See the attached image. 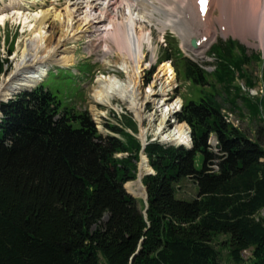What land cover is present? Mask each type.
<instances>
[{
	"label": "trees",
	"instance_id": "1",
	"mask_svg": "<svg viewBox=\"0 0 264 264\" xmlns=\"http://www.w3.org/2000/svg\"><path fill=\"white\" fill-rule=\"evenodd\" d=\"M218 46L214 77L226 94L233 88L240 95L234 84L245 78V48L232 40ZM181 63L188 80L206 85L200 64ZM242 98L259 116V103ZM0 111V264H222L218 236L226 237L232 264H264V145L228 124L212 96L176 114L191 128V149H144L155 172L143 178L147 215L144 201L125 188L138 178L143 150L127 132L138 133L132 118L106 124L112 134L103 136L88 112L62 108L43 86L1 103ZM184 179L198 189L191 201L176 197Z\"/></svg>",
	"mask_w": 264,
	"mask_h": 264
},
{
	"label": "bare ground",
	"instance_id": "2",
	"mask_svg": "<svg viewBox=\"0 0 264 264\" xmlns=\"http://www.w3.org/2000/svg\"><path fill=\"white\" fill-rule=\"evenodd\" d=\"M61 1L54 0L47 8L33 10L31 7L40 4V0H13L11 8L5 6L0 12V27L15 21L14 23L23 26L22 29H26V32L30 31L34 35L26 42L22 59L16 64L15 71L0 86V102L14 92L31 88L41 82L52 65L70 67L74 62L76 47L62 48L68 42H76L86 37L88 54H94L97 60L107 66L111 65L112 56H119L120 67L124 70L121 71L128 79L127 83H121L117 76L98 77V87L94 93L96 100L107 105L113 98L127 102L130 110L143 125L138 91L139 78L144 71L146 45L153 51V57L155 56L153 34L144 32V29L147 25L156 24L161 33H165L168 28L173 29L180 34L185 47L200 55L210 43L209 33H214L211 29L213 6H222V11L226 8L227 13L230 12L228 16L238 24L233 31L230 19L227 20L226 14L221 11L219 25L224 26L227 33L245 38L256 32L264 50V2L261 1V4L258 0H205L206 12L202 10L203 0H63L66 1V6L58 11L57 7L61 6ZM57 23L61 24L60 30L56 27ZM192 41L196 42V49L190 47ZM159 74L160 77L167 78L169 85L176 76L172 64L168 61L161 64ZM164 107L165 105L161 110V122L154 134V140L190 148L192 141L187 124L178 122L180 125L173 130L167 127V117L170 119L178 112L181 100L166 109ZM224 118L228 124L231 123L226 116ZM142 134L143 129L142 140L147 142V136L145 139ZM143 160L145 163L141 166V173L153 172L145 157ZM138 179L127 183L126 188L133 196L145 200L143 178L140 176Z\"/></svg>",
	"mask_w": 264,
	"mask_h": 264
},
{
	"label": "rangeland",
	"instance_id": "3",
	"mask_svg": "<svg viewBox=\"0 0 264 264\" xmlns=\"http://www.w3.org/2000/svg\"><path fill=\"white\" fill-rule=\"evenodd\" d=\"M12 1L13 0H0V12L5 6L11 8L10 4ZM15 1L19 2L20 0ZM52 1L54 0H40L41 3L32 6L31 9L36 10L40 7L47 8ZM75 1L82 0H74V2ZM249 1L250 0H248V2ZM258 1L261 4L264 2V0ZM60 3L61 6L57 7L58 11H61L66 6V1L62 0ZM222 10H224L222 6H213L212 8L211 29L214 33L211 35L209 33L210 43L204 49V53L200 55L195 54L192 50L184 46L181 36L177 31L168 28L165 33H161L156 26L157 24L146 26L144 32H152L153 34L152 44L155 56L153 57V51L146 45V58L143 66L144 71L139 78L140 89L138 91V98L140 99L139 104L142 107L143 125L140 123L135 113L130 110V105L127 102L118 98H113L110 104L107 105L96 100L94 93L98 87V83L96 82L98 77L106 76L108 78L117 76L121 83H127L128 79L127 75L123 72L124 70L120 67L121 59L119 56H112L110 58L111 65L107 66L97 60V57L94 54L89 55L86 51V42L88 40L86 37L76 42H68L62 48L68 49L73 46L76 47L73 56L74 62L70 67L52 65L49 67L47 75L41 82L31 88L23 89L16 93L14 92V94L12 93L13 95L11 94L7 96L4 101L14 99L15 96L22 91L33 90L43 86L46 90H49L56 96L57 100L62 105V108H66L75 114L88 112L92 120L95 122L97 130L103 136L112 134V132L106 127V124H109L110 126H120L116 119H122L124 116H127L137 123L138 133L135 134L129 129H127V132L140 140L142 146L145 144L147 146L151 143H159L165 147H178L175 143L167 144L162 143L158 139L154 140V134L157 132L158 125L161 122L162 107L165 105L164 108L166 109L177 100H181V106H183L189 101L199 102L207 95H210L220 106L222 115L229 119L231 122L230 124L233 127L239 129L250 139L260 141L264 145V50L261 48V42L258 33L256 32H254L252 36H247L245 38H239L232 33H227L225 27L219 25ZM222 12L223 14H226L227 20L230 19L229 23L233 26L234 31L238 24L234 23V19L230 18L231 16H228L230 15V12L227 13L228 11L226 8L225 11ZM14 22H8L4 27H0V61L3 63L5 62L3 67L4 72L0 75V86L8 76L15 71L16 64L22 59V52L25 49L26 42L34 37L32 32H26V29H22L23 26H19ZM60 26L61 24L57 23L56 27L58 30L61 29ZM230 29L231 28H229V31ZM228 40H232L243 46L246 51V59L242 71L245 78H237V81L234 84L235 87L241 88L240 95H238L233 88L229 94H226L223 86L218 83L214 77L217 68V59L214 50L218 46V42H227ZM233 56L239 58L242 54L239 50L235 49L233 51ZM167 58H170V60H167ZM181 58H189L205 69L207 76V83L205 86H197L185 77L184 73H182L183 64L181 63ZM166 61L172 64L176 75L175 80L170 85L166 81L167 78L160 77L161 74H159L161 64ZM153 68H155V70L152 75H150ZM164 89L166 90L165 93L163 92ZM242 97L249 98L253 102L259 103V116L254 117L251 115ZM0 114L1 120V111ZM167 119L169 118L167 117ZM170 119L171 121L168 122V125L166 122V125L167 127L169 126L168 128L170 130H173L176 126L180 125L172 117ZM142 129L144 133L142 135H145V139L147 136V142L142 140ZM188 132L190 136L189 128ZM215 142V137L213 136L212 144ZM126 156L127 154H119L116 157L122 158ZM143 157H145L147 161V156L145 153L142 155L141 152L140 162L138 163V178H140V176L144 178L150 173V171H144L143 173L140 171L143 162L145 163ZM197 163L198 168L201 169L203 167V159L201 155L198 156ZM138 178L137 180H139ZM175 188L176 197L181 200L191 201L198 193L197 186L189 179L182 180ZM136 199L144 201L145 203V200L142 198L140 199L136 197ZM261 215L264 216L263 213H261ZM225 240L226 237L218 236L215 239V244L221 253L222 264H232L228 250L222 246ZM251 257L252 249L243 253V258L245 260H249Z\"/></svg>",
	"mask_w": 264,
	"mask_h": 264
},
{
	"label": "water",
	"instance_id": "4",
	"mask_svg": "<svg viewBox=\"0 0 264 264\" xmlns=\"http://www.w3.org/2000/svg\"><path fill=\"white\" fill-rule=\"evenodd\" d=\"M192 46H193V48H197V45H196V42L195 41H193L192 42ZM191 147H192V145H191ZM190 147V148H191ZM146 148V144L145 145H143V150H142V155L144 154V149ZM216 148H217V150H219L220 149V147H219V145H217L216 146ZM147 163H148V159H147ZM152 171L153 172H150V173H148V175H153L154 174V170L152 169ZM143 181V180H142ZM145 187V186H144ZM145 189H146V187H145ZM129 193V192H128ZM130 194V193H129ZM132 195V194H131ZM133 196V195H132ZM133 197H135L136 198V196H133ZM145 204H146V210H145V215H147V211H148V194H147V189H146V199H145Z\"/></svg>",
	"mask_w": 264,
	"mask_h": 264
}]
</instances>
